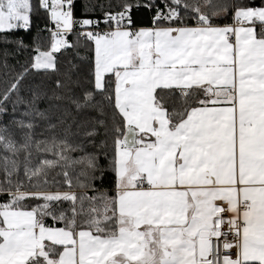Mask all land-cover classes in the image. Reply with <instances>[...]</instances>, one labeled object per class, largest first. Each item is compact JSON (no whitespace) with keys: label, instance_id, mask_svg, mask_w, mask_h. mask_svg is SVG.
Returning a JSON list of instances; mask_svg holds the SVG:
<instances>
[{"label":"snow or ice","instance_id":"6c2138e0","mask_svg":"<svg viewBox=\"0 0 264 264\" xmlns=\"http://www.w3.org/2000/svg\"><path fill=\"white\" fill-rule=\"evenodd\" d=\"M0 264H264V0H0Z\"/></svg>","mask_w":264,"mask_h":264}]
</instances>
